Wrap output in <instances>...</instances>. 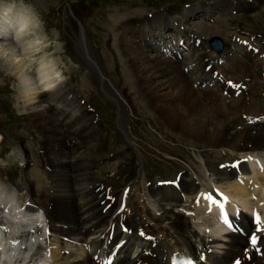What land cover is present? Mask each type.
<instances>
[{
    "label": "bare ground",
    "instance_id": "6f19581e",
    "mask_svg": "<svg viewBox=\"0 0 264 264\" xmlns=\"http://www.w3.org/2000/svg\"><path fill=\"white\" fill-rule=\"evenodd\" d=\"M233 3L198 5L187 13L178 9L153 15L127 11L119 19L121 31L116 35V44L142 96L165 128L180 138L219 150L218 162L209 161L205 156L201 158L212 184L222 185L221 182L237 177L230 185L232 188L229 187L231 192L226 188L217 189L225 197L232 193L231 197L239 200L247 197L251 192L248 187L254 183L261 186L264 200V183L259 181L264 170L257 168L264 166V159L255 154L264 152V31L258 27L240 36L223 29L225 48L218 58L211 49L207 51L209 37L195 33L200 29L194 28L195 31L190 28L192 24H186L201 16L213 19L216 14L236 6L250 20L256 16L257 9L264 13V0ZM20 7L21 10L12 4H0V59L17 75L24 107L43 131V156L50 167L45 180L51 184L33 171L37 186L31 191V203L24 211L17 205L7 204L10 219H28L30 228L26 236L12 232L6 238L0 227V258L8 259L6 264H21L18 259L11 262L17 253L25 254L21 245L40 239L36 223L42 217L35 206L39 205L38 197H47L50 210L39 207L44 210L49 237L55 236L61 243L62 254L55 250L54 258L64 264H173L175 258L185 259L186 264L189 261L192 264H264V230L260 226L254 229L250 216L245 213L241 216L247 222L243 223L245 228H237L224 240L216 233L224 230L222 226L210 225L201 230L203 223L198 219L207 223L203 210L211 202L209 196L213 191L206 187L199 189L204 198L198 206V219L181 210L180 207L187 209L193 204L184 202L182 196L194 199L197 188L188 169L165 176L166 179L151 180L142 167L138 175L128 178L118 190H115L118 178L111 176L112 179L106 180L100 177L102 173L94 172L104 149L100 128L77 92L63 83V72L54 62L42 58L34 63L31 59L44 48L28 32L33 23L32 12ZM166 31L172 33L167 43ZM172 41H176V47L181 48L180 54L185 53L188 62L194 60L191 65H197L195 74L182 72L189 63L181 64L175 59L178 54L170 52ZM148 50L172 56L151 55L147 54ZM86 54L90 55L87 50ZM194 84L197 86L193 87ZM114 86L123 97L125 83ZM254 96L259 100H254ZM129 106L135 109L132 104ZM224 148L249 155L253 178L246 175L248 168L237 157L231 155L223 160ZM209 158L212 159L211 155ZM195 169L192 170L197 174ZM1 199L11 201L9 196L3 198L0 190ZM210 223L217 224L214 218ZM253 236L255 241L251 244Z\"/></svg>",
    "mask_w": 264,
    "mask_h": 264
},
{
    "label": "rangeland",
    "instance_id": "374dc122",
    "mask_svg": "<svg viewBox=\"0 0 264 264\" xmlns=\"http://www.w3.org/2000/svg\"><path fill=\"white\" fill-rule=\"evenodd\" d=\"M93 1L96 3L94 7L90 4ZM224 1L229 3L235 1L233 4L241 2V0H0V4H12L20 10V6L29 8L33 23L29 25L28 32L32 37H37L42 43L40 46L43 45L44 48V51L41 49L31 59L34 63L42 58L54 62L55 67L63 72V83L73 92H77L78 98L93 115V122L100 128L104 143L100 158L94 165L95 173L100 172V175L102 173L100 177L106 180L118 178L116 181L118 186L115 189L118 190L124 187L128 178L138 175L142 167L147 178L151 180L166 179L165 176L171 177L176 175V172L188 169L186 171L194 176L198 190L203 185L210 187L208 172H204L202 156L207 157L209 161L218 162L219 150L204 146L202 143L196 144L188 138H180L176 132L165 128L137 87L138 82L116 44L118 37L116 35L121 31L118 29L119 19L127 11L153 15L178 9L187 13L198 5ZM236 7L225 9L213 19L201 16L202 18L197 17L186 24H192L191 29L199 28L198 31L194 29L197 31L195 33H203L202 36L206 34V38L218 35L223 39L225 37V34H222L223 29L241 36L245 31L258 30V27L260 29L262 27L264 31V13L257 9L254 12L256 16L250 20L243 17L241 10ZM86 50L90 55L86 54ZM209 50L207 47L208 52ZM186 52L188 55V51ZM147 54L166 57L165 53L155 50H148ZM218 58H221V55ZM177 60L183 64L189 59L179 56ZM191 61L187 63L189 66L183 67V73H196L197 65L193 64L192 67ZM180 68L182 69V65ZM119 82L125 83L122 96L126 99L116 91L117 86L114 85ZM253 99L259 100V97L254 96ZM22 100V85L17 75L13 74L9 65L0 59V190L5 198L9 196L15 199L16 205L31 201V191L36 189L34 185L37 186L36 180L33 179V171L39 172L44 182L51 184L45 180L49 177L47 172H50V167L46 165L43 156L41 144L43 131L25 109ZM222 153L224 161L231 155L240 160L246 158L244 156L246 154L229 148H224ZM257 154L264 156L262 151H257ZM196 167L197 174L192 170H196ZM161 170L162 173H159ZM260 181H264V176H261ZM233 182L229 179L222 182L221 186L230 191ZM254 195L255 199L251 198L249 202L261 205L259 202L261 195L256 191ZM37 202L45 211L50 210L51 204L47 197H38ZM180 208L184 209L183 206ZM183 211L189 213L186 209ZM209 221L201 223L209 226ZM3 226L7 227L9 233L8 219H5ZM60 248L57 240L51 237L47 250L51 249L49 253L52 261H59L54 258V254L55 250L57 252Z\"/></svg>",
    "mask_w": 264,
    "mask_h": 264
},
{
    "label": "water",
    "instance_id": "95a60500",
    "mask_svg": "<svg viewBox=\"0 0 264 264\" xmlns=\"http://www.w3.org/2000/svg\"><path fill=\"white\" fill-rule=\"evenodd\" d=\"M90 4L92 6H96V3L93 1V2H90ZM209 43L211 45V47H213L214 49H216L218 52H220L221 50V41L219 40V38L217 37H213L209 40Z\"/></svg>",
    "mask_w": 264,
    "mask_h": 264
},
{
    "label": "snow or ice",
    "instance_id": "6c2138e0",
    "mask_svg": "<svg viewBox=\"0 0 264 264\" xmlns=\"http://www.w3.org/2000/svg\"><path fill=\"white\" fill-rule=\"evenodd\" d=\"M253 242L255 241V236L252 237ZM202 258V257H201ZM188 264H192L191 261L188 262Z\"/></svg>",
    "mask_w": 264,
    "mask_h": 264
}]
</instances>
